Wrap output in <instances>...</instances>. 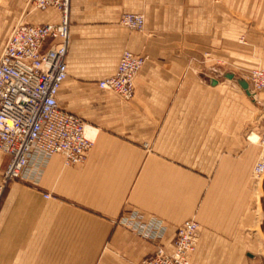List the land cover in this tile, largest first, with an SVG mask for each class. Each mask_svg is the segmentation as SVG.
Wrapping results in <instances>:
<instances>
[{
	"label": "crops",
	"instance_id": "0c3cea01",
	"mask_svg": "<svg viewBox=\"0 0 264 264\" xmlns=\"http://www.w3.org/2000/svg\"><path fill=\"white\" fill-rule=\"evenodd\" d=\"M25 10L0 50L20 19L59 21L54 9ZM125 12L143 14L144 28L121 25ZM69 22L57 101L93 143L72 165L32 156L6 183L0 264H137L156 245L141 227L162 230L171 252L190 218V264H255L238 252L264 226L263 178L253 176L261 146L248 139L263 132L264 91L253 97L237 78L264 68V0H70ZM124 50L147 56L128 101L97 86ZM8 162L0 150V184Z\"/></svg>",
	"mask_w": 264,
	"mask_h": 264
},
{
	"label": "built area",
	"instance_id": "2783aa9c",
	"mask_svg": "<svg viewBox=\"0 0 264 264\" xmlns=\"http://www.w3.org/2000/svg\"><path fill=\"white\" fill-rule=\"evenodd\" d=\"M29 2L34 10L54 9L60 17L57 23L39 24L20 19L0 50V150L9 155L0 192L8 181L21 176L32 156L47 158L59 154L64 165H72L84 159L93 143L85 134L86 121L61 108L57 101L58 90L67 76L70 0ZM119 22L128 29L142 30L144 15L125 12ZM47 39L48 46L42 50ZM146 59V55L124 50L114 73L99 80L97 86L123 101L130 100L135 76ZM246 81L251 95L264 89V68L251 69ZM257 141L264 147V129ZM253 176H264V153L255 160ZM134 220L132 217L126 223L137 228ZM140 233L156 245L153 253L137 264H190L198 242V222L190 218L179 226L171 252L159 243L162 230L151 232L141 227Z\"/></svg>",
	"mask_w": 264,
	"mask_h": 264
},
{
	"label": "rangeland",
	"instance_id": "374dc122",
	"mask_svg": "<svg viewBox=\"0 0 264 264\" xmlns=\"http://www.w3.org/2000/svg\"><path fill=\"white\" fill-rule=\"evenodd\" d=\"M25 8H26V10H25V14H26V11L30 9L29 0H0V45L2 44L4 38L6 37V34L9 31L10 26L17 20V18L19 17L21 12ZM243 79H245V78H243ZM261 91H264V89H262L258 92H261ZM255 95H252V96L254 97ZM253 133H251L249 135L250 141H252L250 137L252 135H254ZM256 136L258 138L257 134H256ZM257 138H256V140H254L252 142L261 146L260 152L258 153V156H257V158H258L261 154L264 153V147L262 144L259 143V141H257ZM261 178H263V182H262V191L263 192L260 195V189H259L258 194H259V197L261 199V204H259V202H258L257 206H258V208H260V205H261V207L263 209V223H264V176H261L260 178H256V179L260 180ZM256 230H257L256 232L258 235L257 236L258 240H256L254 245L251 247L240 248L238 253L239 254L241 253L242 255H244L246 257V259L250 258L249 256H247L246 252H248L254 256L257 255L258 258L256 259L255 264H264V226H263V232L262 233L259 231V228H256Z\"/></svg>",
	"mask_w": 264,
	"mask_h": 264
},
{
	"label": "water",
	"instance_id": "95a60500",
	"mask_svg": "<svg viewBox=\"0 0 264 264\" xmlns=\"http://www.w3.org/2000/svg\"><path fill=\"white\" fill-rule=\"evenodd\" d=\"M229 77L232 78L233 75L230 74ZM237 82H238V84L240 85V87L242 89H244L247 93H250V91L248 89V83H247V81L245 79H243V78H237Z\"/></svg>",
	"mask_w": 264,
	"mask_h": 264
},
{
	"label": "bare ground",
	"instance_id": "6f19581e",
	"mask_svg": "<svg viewBox=\"0 0 264 264\" xmlns=\"http://www.w3.org/2000/svg\"><path fill=\"white\" fill-rule=\"evenodd\" d=\"M247 83H248V82H247ZM90 131H91V130L88 128V129L86 130V133H87L86 135L90 136V135H91V132H90ZM250 138H251L252 141H254V140H256L257 137L254 136V135H252Z\"/></svg>",
	"mask_w": 264,
	"mask_h": 264
}]
</instances>
